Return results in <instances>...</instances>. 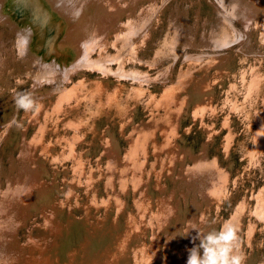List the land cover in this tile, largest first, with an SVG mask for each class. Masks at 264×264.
Instances as JSON below:
<instances>
[{
  "label": "rangeland",
  "instance_id": "obj_1",
  "mask_svg": "<svg viewBox=\"0 0 264 264\" xmlns=\"http://www.w3.org/2000/svg\"><path fill=\"white\" fill-rule=\"evenodd\" d=\"M213 2L138 3L158 7L157 14L134 36L124 66L119 59L111 66L130 69L141 61L149 82L80 68L69 94L41 95L34 98L38 111H18V124L2 137L0 188L12 179L22 186L25 162L35 176L6 264H186L192 229L219 230L227 222L238 228L243 264H264V0H247L250 18L235 19L247 41L230 45L221 63L195 66L186 57L187 50L215 49L212 41L187 48L182 41L177 58L148 61L158 57L179 10L189 9L188 35L197 44L221 33ZM121 21L128 17L109 29L95 58L117 52L125 39ZM1 34L12 44L15 34L0 27ZM12 99L1 94L0 114L11 110ZM6 118L0 126L11 123Z\"/></svg>",
  "mask_w": 264,
  "mask_h": 264
},
{
  "label": "bare ground",
  "instance_id": "obj_2",
  "mask_svg": "<svg viewBox=\"0 0 264 264\" xmlns=\"http://www.w3.org/2000/svg\"><path fill=\"white\" fill-rule=\"evenodd\" d=\"M140 1L56 0L55 3L48 6L46 0H0V27L7 28V31L10 30L15 34V39L17 32L21 29L28 28L31 30L28 52L23 59H18L15 39L12 40V44L9 42L11 44L9 45V43H6L8 41L6 40L7 38L5 39L6 35H0V97L5 92L14 99L19 94V91L24 88L20 87L23 84L26 87V92L24 93L37 92L40 88L46 89L42 94L33 95L32 97L35 99L41 95L43 98L46 95L52 98L57 95L69 94L70 91L67 84L73 79L72 74L76 73V71L78 72L80 68H93L101 71V73H113L120 77V79L128 81L137 80L139 83L140 81H147L151 77H149L148 72L141 71L138 67L142 63L141 61L139 64L138 62H133L134 65L130 69L121 66L125 58V52H128L130 55L134 53L133 49L131 50L134 36L137 34L142 35L141 33L155 18L158 11V7L156 9L147 8L145 4L138 6ZM216 1L213 2L212 0L224 22L221 33L215 34L210 40H204L203 43L197 44L193 36L188 35L190 25L186 20V14L189 9L179 10L172 16L168 26L169 30L165 31V35L159 41V46L156 50L158 57L148 60L151 65L157 64L159 61L162 62L168 57L177 58L179 53L177 47L182 41L186 48L187 46L206 47L210 45L211 41L214 42L215 49L208 48V50L205 48L199 49L196 52H193L194 50L186 51L189 64L195 66L202 65V62L209 64V66L219 64L226 59L224 56L227 53L226 50L233 49L230 45L239 41L240 43L237 46L244 44L247 41L245 40L247 31L245 29L240 30L236 26L235 19L240 16L250 18L251 9L249 3L247 0H232L228 5L226 0ZM9 2H11V5L7 7L6 11H3L6 7L3 4ZM61 15L64 16L63 19L60 18ZM123 15L128 17V21H121V24H119L124 27V31L118 30V35L119 37L125 36V39H122L120 46L117 47V52L115 54L110 53L107 56L103 54L95 58L92 55L93 49L98 44L103 45L106 42L103 39L105 34L111 27L116 26V23ZM4 33L6 34V32ZM9 37L12 38L13 36L10 35ZM50 56H52L51 60L48 59ZM136 58L138 59L139 57L136 56ZM116 59H119L120 63H122L118 70H115L111 66V62ZM169 61L172 60L169 59ZM30 80L31 82H28ZM34 88L36 89L34 90ZM40 100L38 98L36 101ZM18 111L16 105H13L10 111L0 114V117H7L5 122L11 121L7 126H0V154L4 144L2 143V137L5 131L10 127L13 130L18 124L19 119L16 118ZM3 123L0 122V125ZM197 163V167L201 170L206 166L205 158H202L199 162L197 160ZM23 168L27 176L21 183V187L20 185H16L12 179L9 181L11 184L7 188L6 186L0 188V264H6L7 259L11 257L10 252L7 251L10 249L12 241L10 233L15 231L12 230V227L17 224L21 211L24 210V206L21 203L25 201L26 196L32 189L31 184L33 183L35 174L32 173V167L27 162L24 163ZM3 172V165L0 163V175ZM13 213H16L14 217ZM3 255L4 259H2Z\"/></svg>",
  "mask_w": 264,
  "mask_h": 264
},
{
  "label": "clouds",
  "instance_id": "obj_3",
  "mask_svg": "<svg viewBox=\"0 0 264 264\" xmlns=\"http://www.w3.org/2000/svg\"><path fill=\"white\" fill-rule=\"evenodd\" d=\"M31 30L21 29L16 34L15 47L18 59H23L28 52ZM18 110L35 112L38 103L31 93H19L14 97ZM197 235L192 237L193 247L188 250L186 264H243L244 257L240 252L238 228L227 222L219 230L202 232L194 227ZM199 240V244L195 241Z\"/></svg>",
  "mask_w": 264,
  "mask_h": 264
},
{
  "label": "water",
  "instance_id": "obj_4",
  "mask_svg": "<svg viewBox=\"0 0 264 264\" xmlns=\"http://www.w3.org/2000/svg\"><path fill=\"white\" fill-rule=\"evenodd\" d=\"M46 2H47V5L49 6V4H53V3H55L56 2V0H46ZM11 2H9V3H7V4H3V6H5L6 5V7L3 9V11H6V9H7V7L8 6H10L11 4H10ZM1 9H2V7H1ZM14 13V12H13ZM12 14V13H11ZM13 15V14H12ZM61 19H63L64 18V16L63 15H61V17H60ZM67 22V21H66ZM41 52V51H40ZM42 54V53H41ZM42 56H44V54H42ZM45 56H46V54H45Z\"/></svg>",
  "mask_w": 264,
  "mask_h": 264
}]
</instances>
